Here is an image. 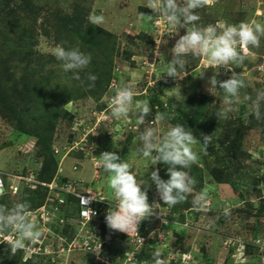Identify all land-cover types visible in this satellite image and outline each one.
<instances>
[{
	"label": "rangeland",
	"instance_id": "rangeland-1",
	"mask_svg": "<svg viewBox=\"0 0 264 264\" xmlns=\"http://www.w3.org/2000/svg\"><path fill=\"white\" fill-rule=\"evenodd\" d=\"M147 2L0 0V174L6 187H17L15 194L0 197V212L8 216L28 198L33 200L31 210L43 206L25 214L40 237L25 241V248L14 254L12 244L2 243L0 264H154L156 252L164 264H264V98L259 120L251 102L229 105L211 88L209 99L197 109L187 73L197 64L205 76L215 69L206 57L189 53L180 57L184 68L177 66L178 76L166 77L176 41L193 25L173 30ZM93 11L104 17L103 23H91ZM139 12L152 19L140 20ZM196 12L198 26L213 24L222 30L225 23L241 21L264 26V0H215L212 7ZM62 43L91 55L88 67L79 72L81 80L72 79L54 57V47ZM218 71L224 76L247 72L255 100L264 90V37L259 48H250L243 64ZM89 73L97 77L91 88ZM124 84L133 90V104L128 116L114 118L110 100ZM177 84L180 95L170 92ZM138 101H148L151 108L143 123L137 120ZM221 111L225 119L217 117ZM175 123L191 129L201 143V133L213 138L207 152L201 144L193 146L200 156L185 171L196 184L185 202L169 207L159 200L151 180L156 169L167 180V165H151L137 156V148L143 146L138 135L146 129L154 130L159 144ZM46 138L54 169L44 153ZM103 151L117 152L137 179L149 185L155 214L137 231L121 233L106 226L104 216L116 201L99 160ZM50 183L65 189L59 190L61 196L47 194L42 184ZM66 189L93 194L100 200L99 216L80 225L75 198ZM11 229L14 241L19 233L6 226L7 232ZM85 236L101 242L103 261L68 246Z\"/></svg>",
	"mask_w": 264,
	"mask_h": 264
},
{
	"label": "clouds",
	"instance_id": "clouds-1",
	"mask_svg": "<svg viewBox=\"0 0 264 264\" xmlns=\"http://www.w3.org/2000/svg\"><path fill=\"white\" fill-rule=\"evenodd\" d=\"M215 0H183V4L177 0H148L146 7L152 12L158 13L173 30L178 26L185 24L193 25L189 27L184 35H181L176 41L173 53V60L168 62L167 69L164 73L166 77L176 78L178 76L177 66L181 70L184 63L180 57L192 53L196 56H204L210 62V67L215 69L209 84L212 89L217 87L222 92L223 100L229 105L241 98V89L247 87L240 73L235 71L224 80H218L220 74L219 69L225 68L230 64L241 65L246 59V54L250 48H259L261 38L264 37V26L252 22L241 21L235 24L225 23L222 30H218L213 24L207 26H198L197 21L200 16L196 10L212 7ZM140 20L152 16L139 12ZM89 19L93 24L103 23L104 17L97 15L94 11L90 13ZM66 43V42H65ZM53 55L60 62V67L65 73H72V79L81 80L79 72L86 69L91 62V55L86 54L76 47H65L64 44H57L53 49ZM203 76V73L201 74ZM97 77L89 73L87 80L90 82L88 87H94ZM170 92L180 95V86L177 84ZM244 100L250 101L255 108L253 114L256 119H261L260 99L264 98V90H260L256 94V99L247 94L243 96ZM134 94L131 86L122 85L111 97V114L114 118L126 117L129 109L133 104ZM139 123L144 122V118L151 111L148 101H138ZM219 119L226 118V112H218ZM159 118L163 120L164 114H159ZM203 143L193 134L192 130L184 124H170L162 143L154 142V130L146 129L138 135V140L143 142L142 147L137 148V156L150 161L151 165L163 164L167 165L166 173L168 179H161L159 169L151 172V180L155 183L156 192L159 194V200L165 205L173 207L178 203H183L187 199V193L195 186L196 180L185 171L194 164L200 156V153L194 151L193 146L201 144L204 152H207L209 144L212 142L213 135H204ZM103 169L108 173L107 186L112 190V196L116 201L113 207L107 209L104 220L110 231L127 233L129 229L138 230L139 224L155 214L153 204L148 199V183L145 180L137 179L132 166L121 160L115 151H103L99 155ZM264 186V185H261ZM5 189L3 182L0 181V196H3ZM96 200L95 198H90ZM84 198L81 197V203L86 204ZM30 201L18 204L15 209L5 216L0 212V231H5L6 226H14L16 232L19 233L18 238L12 242V253L25 248V241H36L41 232L37 230V225L26 221L25 213L30 212ZM89 220L97 213L87 208ZM227 210L225 215H228ZM167 223L166 220L163 221ZM101 243L93 251L97 258H100ZM154 264H164L161 254L156 252L153 256Z\"/></svg>",
	"mask_w": 264,
	"mask_h": 264
},
{
	"label": "built area",
	"instance_id": "built-area-1",
	"mask_svg": "<svg viewBox=\"0 0 264 264\" xmlns=\"http://www.w3.org/2000/svg\"><path fill=\"white\" fill-rule=\"evenodd\" d=\"M0 181L3 182L1 174H0ZM42 185H44L46 188H48L47 194L48 195L51 194V196H52V194H54L56 197L61 196L60 195L61 193H59V190H65V189H63V187L57 188L56 186L53 185V183L42 184ZM3 186H4V189H5L4 195H6V194L13 195L17 191V187L15 185H8L6 187L4 185V182H3ZM66 191L70 192L71 194H73V196L75 198V220L80 225H84L86 223H89V222L93 221L94 219H96L99 216L100 212H99V208H98V203H99L98 201H100V200H97L96 197L93 194H90L88 191L77 193V192H74L73 189H71V190L66 189ZM0 197H2V196H0ZM81 197L84 198L86 201H88L85 205L81 203ZM90 198H95L96 200H92ZM46 199H47V197H46ZM57 201L59 203L62 202L61 199H59ZM47 208L51 209L53 207H52V205H47ZM87 208H90V209L94 210L97 213L90 220H89V215H88ZM42 209H43V206H42V208H39L37 210L34 209L35 211H33V209L32 210L30 209V212H28V214H32V212H36V211H41ZM12 234H14V230L13 229H11L9 232H7L6 230L5 231H0V245L2 243L3 244H6V243L12 244V242H13ZM98 244H99V242L97 240H94L93 236L92 237L85 236L82 240L74 239V240L70 241L68 243V246L76 247L78 249H82V250H84L86 252L94 254V259H98L97 255L93 251H90V250H95L97 248ZM98 260L99 261H103L102 258H99Z\"/></svg>",
	"mask_w": 264,
	"mask_h": 264
},
{
	"label": "crops",
	"instance_id": "crops-1",
	"mask_svg": "<svg viewBox=\"0 0 264 264\" xmlns=\"http://www.w3.org/2000/svg\"><path fill=\"white\" fill-rule=\"evenodd\" d=\"M200 65L199 64H197V66L196 67H194V69H191L188 73H187V75L189 76V84L191 83L192 85L191 86H193L194 88H195V90H196V92H195V94H194V96H192L193 98H195L196 100H192V101H194V102H196L197 104H196V108L198 109V108H200V107H202V103H203V101L204 100H206L207 98L209 99V94H207V91H209L208 89L209 88H211V85L209 84V77H211L212 76V74L209 72V75L210 76H205V75H203V76H201V74H200ZM222 69H225V68H222ZM211 71V70H210ZM226 72L227 73H229L227 70H226ZM227 73H225V76L221 73V75H219V76H217V79L218 80H224V79H227L230 75H231V73L230 74H227ZM240 75L242 76V78L244 79V81H245V83H246V85H247V87L246 88H244V89H241V98L239 99V100H236V101H234L235 103H238V102H241V101H244V98H243V96L245 95V94H247V95H249V96H251L250 95V93L251 92H249V89H250V86L252 85V83H251V78L250 77H248L247 76V72H242V73H240ZM219 77V78H218ZM212 92H219L220 90H219V88L217 87L216 89H210ZM220 96H222L223 94H222V92L220 91ZM192 98V99H193ZM245 103L247 104V106H248V104L250 103V101H246L245 100Z\"/></svg>",
	"mask_w": 264,
	"mask_h": 264
},
{
	"label": "trees",
	"instance_id": "trees-1",
	"mask_svg": "<svg viewBox=\"0 0 264 264\" xmlns=\"http://www.w3.org/2000/svg\"><path fill=\"white\" fill-rule=\"evenodd\" d=\"M55 118V117H54ZM46 141L48 142V143H46V145L43 147V149H44V153H45V155H46V157H48L49 158V161H50V163H51V165H52V167H53V169L56 167V164H55V162H54V158H52L51 157V155H50V153H49V149H48V147H49V138H46ZM2 199V198H1ZM30 201V204H31V207H33V203H32V198H28V199H24V203L26 202V201Z\"/></svg>",
	"mask_w": 264,
	"mask_h": 264
}]
</instances>
